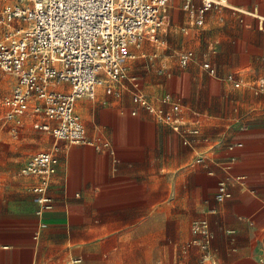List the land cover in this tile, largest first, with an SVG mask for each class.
Listing matches in <instances>:
<instances>
[{
    "label": "crops",
    "instance_id": "0c3cea01",
    "mask_svg": "<svg viewBox=\"0 0 264 264\" xmlns=\"http://www.w3.org/2000/svg\"><path fill=\"white\" fill-rule=\"evenodd\" d=\"M0 3L2 9L5 2ZM183 6V0H173L165 26L183 20L182 30L192 40L202 30V39L196 40L208 47L201 52V69L209 77V96H219L220 89L238 91L231 98L241 112L231 130L213 123L223 111L207 114L211 97L202 116L198 96L189 97L187 75L173 81L169 77L152 96L137 91L156 106L166 94L181 104L185 122L200 130L189 144L136 105L134 91L132 98L125 96L131 92L127 81L112 95L102 87L95 99H88L92 101L80 99L76 112L94 145L55 140L52 148L41 150L58 147L59 164L48 190L54 208L37 216L31 190L36 179L24 176L22 184L31 186L35 199L26 207L18 185L0 187V264H72L75 258L81 264H264V91L257 92L264 81V0H228L227 7L208 12L202 26L193 24ZM161 30L155 40L130 48L136 58L128 61L129 73L140 53L146 59L143 68L148 73L155 69L158 52L147 56L145 50L150 43L162 45ZM187 51L193 52L183 49L181 55ZM206 63L217 69L216 77L204 69ZM162 72L160 68L158 75ZM225 98L216 103L221 110ZM33 120L24 118L13 132V125L3 127L2 119L0 144L3 134L17 136ZM199 157L205 162L196 164ZM223 179L230 180L232 197L218 202ZM198 220H206L214 236L209 263L202 261L203 251L195 242L199 236L193 224Z\"/></svg>",
    "mask_w": 264,
    "mask_h": 264
},
{
    "label": "built area",
    "instance_id": "2783aa9c",
    "mask_svg": "<svg viewBox=\"0 0 264 264\" xmlns=\"http://www.w3.org/2000/svg\"><path fill=\"white\" fill-rule=\"evenodd\" d=\"M3 1L0 73L16 80L11 95L3 102V127L13 125L12 131L16 132L23 119L31 117L35 129L47 132L56 141L94 145L76 112L77 102L83 98L95 99L102 87L107 95H112L115 87L122 88L126 81L135 80L130 77L127 65L136 58L130 48H140L147 38L155 40L156 32L168 20L173 0ZM183 1L184 11L196 26L204 24L208 12L228 6V0H199V7L193 0ZM193 56L191 51L182 53L181 65H187ZM203 67L211 76H217V69L210 63ZM226 80L236 88L240 86L233 76H227ZM257 88V92H263L264 81ZM133 102L182 135L185 144L200 134L199 129L185 122L181 104L171 94L164 95L162 105L156 106L134 91ZM57 148L35 154L22 170L24 176L38 181L31 190L36 195L39 218L54 208L48 190L59 164ZM204 162L203 157L195 161ZM229 185V179L219 182L218 202L232 197ZM193 229L199 236L195 242L203 251L202 261L211 262L214 236L209 223L198 220ZM71 263L81 264L82 260L75 258Z\"/></svg>",
    "mask_w": 264,
    "mask_h": 264
},
{
    "label": "rangeland",
    "instance_id": "374dc122",
    "mask_svg": "<svg viewBox=\"0 0 264 264\" xmlns=\"http://www.w3.org/2000/svg\"><path fill=\"white\" fill-rule=\"evenodd\" d=\"M2 3H0L1 9ZM186 26L185 22L182 20L179 23L171 21L159 32V43L162 44H148L145 50L147 56L158 52L159 60L156 62V67L153 71L149 73L143 68L145 58L143 54H139V59L132 63V69L130 71V77L135 80L127 81L126 83L130 85L132 98L133 91L143 90L149 96H152L157 92L156 87L159 83L165 82L169 77L173 81L176 77H181L187 75L191 82V95L189 96L191 100H194L198 96L199 104L198 110L201 112L202 116L206 115L207 102L211 96H209V77L204 71H202V55L203 50H207L208 47L203 45L202 40L200 44H197V36L202 39V30H196L195 40L191 39L190 35H185L182 28ZM1 36V29H0ZM164 44V45H163ZM183 49L192 50L194 52V57L185 66L181 65V52ZM162 68L163 72L158 75V70ZM195 71H200L201 76H197ZM189 73V74H188ZM16 80L13 76L8 74L0 73V124L5 114L4 100L9 97L14 89ZM238 91H222L220 89V95L211 97L212 103L211 108L208 110L207 114L210 116L211 111L213 113H221L223 111L222 119L215 121L213 123H220L224 125L225 130H231L232 124L235 123L234 119L238 113L241 112L240 104H237V100L231 98ZM227 97V98H225ZM116 98V97H112ZM220 98L227 99L223 110L221 106L216 103ZM84 101H92L85 99ZM94 102H97L95 100ZM80 101L78 103L77 111L80 112L81 106ZM238 107V112L235 109ZM205 123L208 121V116L204 118ZM209 122V121H208ZM207 122V123H208ZM230 128V129H229ZM55 143V138L48 135L47 133L34 129L30 121L27 123L22 130L21 134L17 136H12L8 134H3L2 142L0 144V187L5 188L4 184L15 183L20 188L22 194V199L20 203L23 207L28 206L31 203V199L34 200L32 192L29 191L31 186L22 184L25 182L22 170L24 169L27 161L37 154L41 150H46L52 148ZM60 145V142H59ZM36 204V203H35Z\"/></svg>",
    "mask_w": 264,
    "mask_h": 264
}]
</instances>
